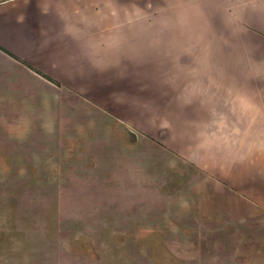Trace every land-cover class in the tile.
<instances>
[{"label": "crops", "instance_id": "0c3cea01", "mask_svg": "<svg viewBox=\"0 0 264 264\" xmlns=\"http://www.w3.org/2000/svg\"><path fill=\"white\" fill-rule=\"evenodd\" d=\"M81 85L106 130L199 174L169 191L206 229L182 264H264V0H0V264H64L61 97ZM192 137L218 159L183 154Z\"/></svg>", "mask_w": 264, "mask_h": 264}, {"label": "rangeland", "instance_id": "374dc122", "mask_svg": "<svg viewBox=\"0 0 264 264\" xmlns=\"http://www.w3.org/2000/svg\"><path fill=\"white\" fill-rule=\"evenodd\" d=\"M105 84L95 82L91 89ZM78 87L61 97L65 145L58 217L54 206V217L61 223L53 229L63 235L64 264H168L169 259L182 264L185 247L199 244L185 237L197 239L205 227L193 224L191 204L175 203L180 195L172 199L169 191L191 181L195 184L199 174L191 177L176 169L169 173V160L162 153L158 162L148 130L141 143H136L133 132L106 130L110 120L119 118L117 112L106 98ZM111 94L105 96L112 99ZM129 109L124 116L128 120L142 114V109ZM150 121L145 119L144 124L149 127ZM160 135L155 138L157 147L175 152L163 145ZM176 146L201 161L218 159L213 146L197 144L195 137Z\"/></svg>", "mask_w": 264, "mask_h": 264}]
</instances>
